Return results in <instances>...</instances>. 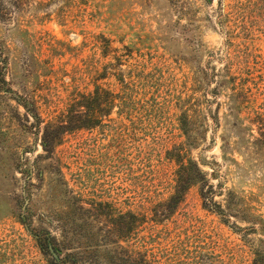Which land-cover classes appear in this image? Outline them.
Returning <instances> with one entry per match:
<instances>
[{"label": "rangeland", "instance_id": "rangeland-1", "mask_svg": "<svg viewBox=\"0 0 264 264\" xmlns=\"http://www.w3.org/2000/svg\"><path fill=\"white\" fill-rule=\"evenodd\" d=\"M24 4L0 22V264H56L45 240L63 264H253L264 0ZM97 87L113 110L79 107ZM181 161L221 191L229 224L200 183L175 205Z\"/></svg>", "mask_w": 264, "mask_h": 264}, {"label": "trees", "instance_id": "trees-1", "mask_svg": "<svg viewBox=\"0 0 264 264\" xmlns=\"http://www.w3.org/2000/svg\"><path fill=\"white\" fill-rule=\"evenodd\" d=\"M25 0H0V22L1 21H8V20H12L17 14H19L21 12V8L23 9V7L25 6L24 4ZM1 54V51H0ZM103 90L101 88L96 89L95 93L90 96V102H89V106L88 105H84L82 106L79 105V107H84L87 110H113L115 105H116V100L117 97L115 96L114 93H112L111 91H105V97L101 95V92ZM25 108L27 110H29L28 106H25ZM96 112V111H95ZM78 119H76V124L74 129H80V128H92L95 125H97L98 123V116L94 113L92 116V119L90 120L88 125H85L84 122H82L81 120V115L78 114ZM61 128H59L57 130V133H60ZM45 150L47 152H51L53 149V146L50 145L47 140H45ZM180 171L178 173V179H177V185L175 186V194L173 197L174 203L176 206H178L186 192L194 185H196L197 183H200L201 185V197L204 201V206L208 209H210L211 211L216 212L218 215H220L222 217V219H224V221L226 223H230L229 221V211L226 210L221 203H218L215 200V197L217 195V193H220L221 191L214 187L210 182L209 179L207 178V174L199 167L198 164L194 163V162H180ZM228 203L234 205L235 204V198L230 196L228 199ZM126 218L131 217L132 219H137V217L132 214V213H128L125 214ZM133 221H129L127 220V224H128V231H130L132 229V225H130L131 223L134 222ZM137 224V222H136ZM134 225V224H133ZM235 227H238L235 225ZM239 229H241L240 227H238ZM248 236L250 234H247ZM40 247L43 251H51L52 255L55 257L54 260L56 262V264H63V262L60 260L59 256L56 257L55 256V246L53 245V243L51 241H47L45 240L44 242L41 241L40 242ZM253 247V264H264V242H261V244H255ZM54 250V253L52 252V250ZM143 260V259H141ZM74 264H79V262L76 260H74ZM139 264H145L144 260L143 262H139Z\"/></svg>", "mask_w": 264, "mask_h": 264}, {"label": "water", "instance_id": "water-1", "mask_svg": "<svg viewBox=\"0 0 264 264\" xmlns=\"http://www.w3.org/2000/svg\"><path fill=\"white\" fill-rule=\"evenodd\" d=\"M52 250V252L54 253V250L53 249H51ZM55 254V253H54ZM55 256H56V254H55Z\"/></svg>", "mask_w": 264, "mask_h": 264}]
</instances>
